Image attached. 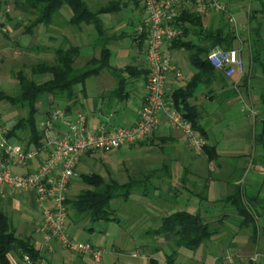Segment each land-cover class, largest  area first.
I'll use <instances>...</instances> for the list:
<instances>
[{
	"label": "crops",
	"instance_id": "1",
	"mask_svg": "<svg viewBox=\"0 0 264 264\" xmlns=\"http://www.w3.org/2000/svg\"><path fill=\"white\" fill-rule=\"evenodd\" d=\"M97 1L107 3L111 0ZM6 2L8 0H0V5ZM124 3L127 5L123 11L115 14L123 15V20L120 17L111 25L110 21L103 20L111 15L101 17L109 34L108 38L111 39L108 46L111 52L110 70L90 78L84 86L78 88V91L84 92V96L72 110V114L85 115L93 130L103 125L113 129L133 126L139 119L147 95L148 37L144 30L143 6L140 0H128ZM9 7L12 13L0 28V63L13 56L12 52L18 47H23L21 51H31L30 48L26 50L27 44L36 39L38 31L42 29L39 27L35 33H26L27 24L19 15H29L30 10L17 4ZM71 17L72 15L67 20ZM237 22V26H232L236 32L249 31V26L242 25L240 20ZM253 28L251 30L255 31ZM63 29L70 32L69 27ZM57 30L61 31L60 28ZM62 36L59 33L53 36L52 42L57 46L53 45L51 48L69 46L65 39L71 44L69 36L65 33ZM89 39L88 45L79 46L81 58L77 62L78 67L85 66L93 58H101L102 47L98 35H92ZM240 43L239 41L237 44ZM253 48L264 60V41L258 42ZM240 50L245 61L244 74L228 78L218 72L223 74L225 86H221L219 81L214 82L209 89L201 86L190 101L202 114L201 126L206 132L207 147L215 148L219 157L217 162H209L205 155L195 154L181 131L171 128L167 120L161 118L158 131L146 143L122 148L128 152L125 154L126 159L121 160L122 163H127L130 159L140 160L138 165L144 167L143 175L148 176L145 185L151 186V194L134 193L128 201H123L125 205L132 204L139 211L125 212L119 206V224L92 223L90 215L77 216L69 207L67 224L70 237L101 249L104 254L98 264H167L168 257L175 252L178 253L176 264H221V258L228 251L244 253L246 256L255 253L257 264H264V72L259 63L253 62V51L250 50L248 58H244L243 49ZM172 58L186 80L178 81L172 75L166 85L167 99H173L176 92L185 89L198 73L185 51L172 50ZM118 70L123 72L121 80L125 82L121 92L123 95L120 96L117 95L118 80L114 76V71ZM54 106L52 96L43 97L37 105L41 119L38 122L43 121ZM5 125L2 124L3 127ZM12 141L18 139L12 138ZM41 159L36 160L33 166L37 167ZM90 160L88 154L81 161L84 163ZM141 166L139 167L142 168ZM81 169L78 167V171ZM15 172L24 173L26 169L17 167ZM80 176L77 177L79 180ZM177 179L182 184H185L183 180L186 179L189 185H164L163 190L155 186L157 183ZM236 187L241 189L245 204L255 214L259 239L257 244L250 242L254 234L252 229L237 233L238 230L233 228L234 239L230 245L225 247L219 243L208 244L196 253L186 249L176 251L170 234L157 240L151 237L150 232L160 227L161 219L174 210L186 211L192 215L200 214L210 222L229 214L230 220L236 221L239 218L230 210L227 202ZM175 188L178 191L173 193L171 189ZM82 190L83 188L77 189L70 185L68 198H76ZM0 206L12 219L17 235L31 240L46 264H97L92 256L73 255L65 251L56 239L40 232L42 211L35 193L13 192L0 186ZM147 237L150 246L146 244ZM140 239L143 241L140 242ZM156 247L159 251L153 253ZM9 260L10 264H23L16 253H11Z\"/></svg>",
	"mask_w": 264,
	"mask_h": 264
},
{
	"label": "trees",
	"instance_id": "2",
	"mask_svg": "<svg viewBox=\"0 0 264 264\" xmlns=\"http://www.w3.org/2000/svg\"><path fill=\"white\" fill-rule=\"evenodd\" d=\"M14 4L28 8L31 12L29 15L34 17L31 24L26 27L28 34L33 33L39 27L49 31L53 26L62 29L68 27L81 29L84 25L93 26L102 47L101 58H93L83 67L77 66V62L81 58V48L69 44L67 39L64 40L69 45L67 47L30 49L31 51L35 50L36 56L49 54L53 57L39 58L37 63L24 65L22 70L14 73L16 90L13 95L0 91V104L4 103L13 109L25 112L24 116L17 119V123L10 130L9 137L25 141L23 144L27 150H30L39 148L44 140L37 124L39 114L37 105L43 97L52 96L55 106L63 107L67 113H72L79 99L84 96V92L78 91V88L84 86L90 78L98 76L105 70H110L111 52L108 46L111 39L106 36L107 31L101 17L119 14L127 4L109 1L98 5L96 10H92L86 0H15ZM261 5V11H253L251 16L249 15V23L256 24L255 32L250 37L251 40L246 42L249 43L250 50L253 51V62L259 63L264 72L262 55L254 51L253 48L258 42L264 40V2H261ZM65 8H68L72 13L69 21L66 18L63 21L62 10ZM259 12L262 17L260 20L257 14ZM211 17L204 18L192 13H184L177 24L182 31V36L171 47L172 50L185 51L189 62L198 71L185 89L174 94L173 101L177 109L181 110L185 118L192 124L194 130L204 139L206 132L201 126L202 114L197 107L190 104V101L201 86L209 89L214 82L218 81L221 86H225L223 74L218 73L210 65L207 57L211 50L217 47L229 51L234 49L239 42L236 30L225 21L224 16H220L218 22H215L216 18L211 20ZM3 26L2 23L0 28L2 29ZM122 74V71H114V76L118 80L117 95L119 96L123 95L121 92L125 85V82L121 80ZM39 77H47V79L45 82H38ZM234 93L236 92L234 91ZM203 155L209 162L219 160L215 148L204 147ZM79 178L86 189H83L76 198H67V206L77 216L90 215L92 223L119 224L120 218L117 211L113 210L111 203L119 199L128 201L134 193L140 191L148 195L150 190L148 185H145L148 177L145 180L129 179L126 184H120L113 179L107 181L97 174H83ZM185 180L183 181L187 183ZM227 202L230 210L239 218L236 221L230 220L229 214L210 222L200 214L192 215L186 211L174 210L167 217L161 219L160 227L150 232L151 237L160 239L164 235L170 234L173 237L176 251L186 249L196 253L208 244L219 243L225 247L230 245L234 239L233 228L238 230L237 233L252 229L254 234L250 238V242L257 244L259 239L256 232L255 214L245 204L241 189L236 187ZM158 251L159 248L156 247L153 253ZM11 253L18 254L22 261L24 256H28L32 264L45 262L44 257L31 243V240L20 238L17 235L12 219L0 206V264H10L9 255ZM256 256L255 253H250L246 257L235 260L236 263L241 264H257ZM177 257L178 253L175 252L174 255L168 257L167 264H176Z\"/></svg>",
	"mask_w": 264,
	"mask_h": 264
},
{
	"label": "built area",
	"instance_id": "3",
	"mask_svg": "<svg viewBox=\"0 0 264 264\" xmlns=\"http://www.w3.org/2000/svg\"><path fill=\"white\" fill-rule=\"evenodd\" d=\"M124 3L128 0H111ZM144 11V30L147 33L146 58L148 64L147 95L138 121L128 128L93 130L83 114L67 113L54 108L38 130L44 140L39 148L27 150L19 141H12L9 130L2 126L0 115V186L13 192H33L42 211L40 232L56 239L61 247L73 255H90L100 263L104 252L91 244L75 241L68 230L67 198L70 185L78 177L83 157L92 153L112 154L124 147L146 143L158 131L161 118L183 134L187 144L197 155L203 154L207 141L197 133L173 99L166 97V85L174 75L185 81L184 74L172 58V44L182 36L178 22L184 13L200 17L224 16L237 26L231 6L224 0H140ZM12 11L8 7L0 14L2 23ZM210 65L228 78L243 75L245 61L240 49L229 51L217 47L207 57ZM42 158V159H41ZM40 160L37 167L33 166ZM26 169L16 173L15 168ZM23 264H32L24 256ZM42 264H46L43 262Z\"/></svg>",
	"mask_w": 264,
	"mask_h": 264
},
{
	"label": "rangeland",
	"instance_id": "4",
	"mask_svg": "<svg viewBox=\"0 0 264 264\" xmlns=\"http://www.w3.org/2000/svg\"><path fill=\"white\" fill-rule=\"evenodd\" d=\"M14 1L15 0H8V2L0 5V10H2L1 12L3 13V11H6V9L10 5L11 6L14 5ZM224 1H226L232 7V10L235 13V16L237 18V21L240 20L242 25L249 26V31L239 30L237 32L238 37L241 38L239 40L241 43L240 45L237 44L235 46V48L239 47V49H243L244 58L246 57L248 58V56L250 55V46H249V43L247 44L246 41L251 40L250 38L251 34H254L253 32H255L254 30H251V28L252 27L255 28V24H256V23L255 24L249 23V15L251 16L253 11H261L262 10L261 2H264V0H259V1L258 0H224ZM87 2L89 3L92 10H96L98 5L100 4H105V2L97 3L98 2L97 0H87ZM257 14H258L259 20L262 19L260 12ZM71 15L72 13L68 8H65L62 10L63 21L65 18L68 19ZM120 17H122V20H123L124 18L123 15H120V16L111 15V17L106 16L103 18V20L110 21L111 25H113L114 21L119 19ZM125 17L127 18V15ZM19 18H21L22 21L26 22L27 26H29L34 19V17H31L30 15L23 14V13L19 15ZM214 18H216L215 22H218L220 16H213L210 19L212 20ZM7 19L8 17H6V20ZM1 24H2V20H0V25ZM41 28L42 29L38 31V37L34 40L32 39L33 41L27 44L28 47L26 50H28L29 48L34 49L38 47L46 48L49 46L52 47L53 45L55 46L56 44H53L54 42H52V39L54 38L53 36H57L58 33L59 35H61V37H63L62 36L63 33H65L66 36H69L71 40V44L75 47H78L83 44L88 45L89 40H90L89 37H91L92 35H96V31L93 26L84 25L81 29L70 28V32L65 31L66 29H62V28H60L61 31L58 32L57 26H53L51 29H49V31L43 27ZM35 30H34V33H35ZM108 35L109 34L107 33L106 36L109 37ZM21 49H23V47H18V49H14V51L12 52L13 56L10 54L11 57L7 56L8 58L7 59L5 58V60H3L2 63H0V91H3L4 93L12 94V95L14 94L16 90L14 73L22 70L24 65L35 64L38 62L39 58L48 59V58L53 57L52 55H49V54H40L36 56V52H34L35 50L34 51L33 50L32 51H21ZM46 79L47 77H39L37 80L38 82H43V81L45 82ZM54 108L63 109V107H57V106H54L52 109ZM0 115H1V123L6 124L5 128H7L10 132V130L17 123V119L20 116H24L25 112L19 111L17 109H13L11 106L1 103L0 104ZM38 120H41L40 116H38ZM19 141L22 142L21 140ZM118 151L112 154H107V155H103L99 153H94L92 155H89V158L91 159L90 161H87L84 163L81 161L79 167L82 169L78 171V176H80L82 173L87 174V175L97 174L103 177L107 181L110 179H113V180H116L120 184H125L129 178L134 179V180H145L148 177L147 174L143 175L145 174L143 170L144 167H142L141 165H138L140 160L130 159L127 163H122L121 160L126 159L127 155L125 154H127L128 152H126L123 149L120 152ZM139 166H141L142 168H140ZM72 185L77 187V189H82V188L86 189V186L78 178L76 179V181H74ZM164 185H189V184L188 183L182 184L181 180L177 179L173 182L157 183L155 186L156 187L158 186L160 189L163 190ZM149 186L150 185H148V189H150ZM171 191L174 193L178 191V188H175L173 190L171 189ZM139 193H141V191ZM148 194H151L150 190L148 191ZM124 203L125 202H123V199H119L118 201L112 202L111 205H112L113 210H116V211H118L120 207H123V209L126 210L125 212H128V211L132 212L133 210L139 211L138 208H134L132 204L125 205ZM148 240L149 238L147 237L146 244L150 246V243L148 242ZM142 241L143 239L142 240L140 239V242ZM243 257H246V254L228 252L224 255L223 258H221L222 261L220 263L221 264H241V263H236L235 259L243 258ZM186 264H191V263H186Z\"/></svg>",
	"mask_w": 264,
	"mask_h": 264
}]
</instances>
